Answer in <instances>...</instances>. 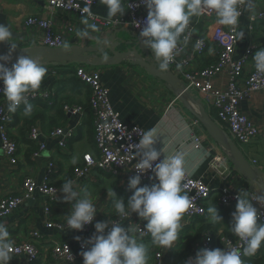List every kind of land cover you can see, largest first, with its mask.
<instances>
[{"label":"crops","instance_id":"crops-1","mask_svg":"<svg viewBox=\"0 0 264 264\" xmlns=\"http://www.w3.org/2000/svg\"><path fill=\"white\" fill-rule=\"evenodd\" d=\"M125 1L122 0L124 9ZM254 3L255 9L249 11L244 0L243 12L238 24L237 44L232 56L234 60L239 59L249 48L252 49V57L257 50L264 48V17L263 20L252 22L253 17L261 14L264 16V0H254ZM41 10L42 3L32 0H0V13L6 16L8 25L17 35L20 34L25 19ZM92 11L106 19L118 22L127 20L125 12L122 16L110 18L102 0L97 2ZM65 15L63 12L59 13L54 21L59 23L66 17ZM211 22H217L216 16L210 20ZM189 27L192 28L190 40L185 46V54L188 56L192 53L194 41L204 33V25L197 22L196 17L192 18ZM85 29L89 35L86 38L80 37L78 46L91 48L108 34H117L118 38L123 41H131L132 44L142 42L125 28L120 29L119 27L118 30L101 31ZM240 32H244L242 37L239 36ZM216 53V44L208 39L203 57L196 59L193 67L202 69L212 65ZM142 56L155 60L151 55V50L145 47ZM43 65L48 71L39 90L52 89L54 96L49 103L41 101L31 103L33 108L30 116H24L25 106L13 114V121L8 126V134L17 143L18 162L15 167H11L0 159V195L18 192L22 180L26 176L32 177L38 185L46 174L48 160H52L55 169L51 183L59 188V197L50 205L49 213H46L44 208L48 203L47 198L35 192L11 216L0 219V223L6 226L13 244L28 241L34 232L40 235V257L35 264H59L52 256L50 242L67 244L76 257V264H83L82 251L78 246V241L93 236L95 223L88 230L84 227L83 231L70 229L60 231L53 226H47V223L55 224L65 220V216L75 201L69 203L63 199L61 186L65 180L73 179V171L83 164L84 155L97 156L92 116L86 108L89 100V89L78 81L73 74L75 66H90L75 63L70 65ZM155 66L158 68L157 61H155ZM253 67H255L254 61L249 60L246 70ZM92 68L100 71V81L108 90L109 103L112 109L119 114L120 120L126 125L139 126L145 132L155 128L157 141L154 147L158 151H163L161 152V159L164 158V155L186 153L185 174L204 181L211 190V195L206 202V215L195 219L191 224H187L183 216L177 241L172 248L166 249L153 245L151 235L145 239L133 232L135 226L142 223L146 224L147 221L141 220L135 213L126 218H121L116 213L115 199L108 193L112 189L116 193V198L123 199L127 204L128 199L135 191L129 188V179L113 177L95 170L85 175L81 180L74 182L75 190L81 197L87 193L92 199L97 209L96 222L120 223L121 226L129 230V234L135 237L139 243L148 247L147 264H153L154 255L157 252L160 254V264H189L201 249L200 239L206 230H212L213 234H232L226 211L218 205L220 191L226 188L232 194H239L250 189V186L237 170L233 169L231 162L229 164L230 174L227 173L224 177L218 176L211 170L210 161L215 156L224 158L226 164L228 163L226 152L211 137V140L207 138L208 136L204 137L203 127L198 132L202 136V143L199 148H194L192 142L193 128L190 124L195 119L182 105H174L175 96L161 80L151 77L143 69L132 66L131 62L127 61L117 66ZM213 83L216 87H224L227 78L221 76L215 79ZM194 99L198 100L197 97ZM200 103L202 104V102ZM64 104L79 107L82 114H67L62 109ZM202 106L212 119L215 118L212 112L209 113L210 107L206 104H202ZM239 110L262 130L261 136L253 140L248 146L243 147L242 151L245 159L251 163L254 161L255 168L264 175V91L250 94L239 105ZM31 125H37L42 134L35 142L26 139L27 131ZM65 127L74 128L75 135L68 140L63 149H59V139L52 140L48 138V134L54 128ZM38 144L45 145V149L41 152L40 157H34L33 153L37 150ZM135 157L139 160L138 156ZM0 158L2 157L0 156ZM157 182L156 179L141 180L138 187H150ZM213 204H216L219 214L223 217L222 223L210 221L207 207ZM76 237H80V239L77 240ZM256 256H264V244L254 255V257ZM9 264H25V257L12 255Z\"/></svg>","mask_w":264,"mask_h":264},{"label":"built area","instance_id":"built-area-1","mask_svg":"<svg viewBox=\"0 0 264 264\" xmlns=\"http://www.w3.org/2000/svg\"><path fill=\"white\" fill-rule=\"evenodd\" d=\"M42 3V10L27 17L21 27L20 34L17 35L11 43L18 45L19 49L26 47H45L51 49H61L73 45H78L80 36L78 33L85 28L93 31L118 30L119 27L128 29L134 37L139 39V33L145 25L147 13L146 6L142 0H126L125 13L127 20L118 22L116 20L106 19L95 14L92 9L99 0H32ZM244 0H241V14L243 12ZM65 13L66 17L59 23L54 21L59 13ZM216 16L215 11L206 10L201 16L196 17V21L204 25V33L194 41L191 55L185 54V46L180 43L177 48V55L169 65L168 71L172 72L181 82L183 92L191 97H197L202 104H206L209 113H213L215 118L212 120L222 130H224L232 142L240 149L248 146L253 140L258 139L262 130L240 110L239 105L252 93L264 91V73H258L253 67L246 70L249 60H252V49H247L237 60L233 59V54L237 44L238 25L233 28L220 25L217 22L210 23V20ZM241 16V15H240ZM264 16L258 15L252 18V22L262 19ZM240 18V17H239ZM87 20V24L84 20ZM263 20V19H262ZM139 24V27L136 25ZM239 24V22H238ZM94 27H89V26ZM192 28L188 26L184 35L191 34ZM211 39L217 47L215 61L212 65L205 68H194L193 63L196 59L203 57L207 40ZM197 41H201L200 49L194 50ZM6 49L9 48L5 43ZM16 49V50H19ZM182 67L177 69L176 65ZM7 67L11 65L5 64ZM74 76L78 81L89 89L88 109L92 116L94 144L97 156L86 154L83 156V164L73 171L72 181L81 180L85 175L92 171L106 173L113 177H123L129 179L138 173L135 165L138 162L134 153V145L139 143L140 137L145 131L136 125H126L114 111L109 103L108 90L100 81V71L92 67L75 66ZM221 76L227 78L224 87H216L213 81ZM3 85L0 83V90ZM54 96L52 89L39 90L35 94H29V102H50ZM174 105H181L178 97L173 100ZM24 107L21 104L19 108ZM67 114L80 115L82 110L79 107L63 105L62 108ZM16 110V111H17ZM15 113V112H14ZM13 112H9L7 101L2 92H0V158L5 164L15 167L18 162V146L14 139L8 134V126L13 121ZM209 115V114H208ZM190 126L192 129V142L194 148H199L202 143V136L199 135L201 125L197 120H192ZM74 128H54L48 138L59 139L58 148L63 149L69 139L74 137ZM205 132V130H204ZM204 137L211 140L205 132ZM41 130L37 125L29 126L27 131V141L35 142L41 136ZM45 145L38 144L37 150L33 153L34 157H40L44 151ZM227 154V153H226ZM244 156V155H243ZM228 163L224 158L215 156L210 161V168L218 176L224 177L230 174V157L227 154ZM160 160H162L160 158ZM160 160L154 162L159 163ZM249 165L255 168V162L247 161ZM153 165V166H154ZM55 166L52 160H48L46 174L43 180L37 185L32 177L26 176L22 180L21 188L18 192L10 195H0V219L11 216L19 206L30 199L35 192L45 196L48 200L45 206V212L49 213V208L59 197V188L51 183L54 175ZM234 169V168H233ZM141 175V180L156 179L151 170ZM182 194H187L191 205L184 214L187 224H191L195 219L206 215V202L211 195L209 187L199 178H192L185 174L182 181ZM250 199L257 208L260 216L258 223H264V201L251 189L239 193ZM239 194H232L226 188L219 194L218 205L226 209L229 221L231 222L232 213L235 211L237 197ZM96 223V217L92 223L85 225V229H90ZM47 226H53L60 231L69 230L66 224V218L59 223L48 222ZM145 224L135 226L133 232L142 238H149L150 233L146 232ZM145 232H142L141 230ZM40 235L34 232L28 241L13 244V256H24L25 264H35L40 257ZM88 239L78 241L81 251H86L91 245L86 243ZM53 258L59 264H76V257L70 247L65 243L50 242ZM245 242L233 234L221 235L213 234L212 230H206L200 239V248L215 249L225 248L226 250L236 248L241 250ZM247 256H241L244 261ZM153 264H160V254L154 255ZM187 264V263H186Z\"/></svg>","mask_w":264,"mask_h":264},{"label":"clouds","instance_id":"clouds-1","mask_svg":"<svg viewBox=\"0 0 264 264\" xmlns=\"http://www.w3.org/2000/svg\"><path fill=\"white\" fill-rule=\"evenodd\" d=\"M110 18L122 16L125 12L122 0H102ZM147 8L145 25L139 33L143 46L151 50V55L158 62V70L167 72L170 63L175 59L180 43L187 46L190 40L186 32L193 17H199L206 10L215 11L217 23L235 28L241 15V0H142ZM247 10L255 9L254 0H245ZM87 24V20H84ZM139 27V24L136 25ZM94 27V26H89ZM89 32L85 29L78 36L86 38ZM244 32H240L242 37ZM12 32L8 26L0 24V43H7L8 55H0V61L7 62L11 54L19 49L11 43ZM201 41H197L194 50L200 49ZM211 52V49H209ZM258 73H264V48L257 50L252 58ZM177 69L182 66L176 65ZM47 68L36 58L20 55L11 67L0 63V90L7 101L9 112H15L23 104L24 116L32 114V104L29 94L39 91ZM157 141L156 129L147 130L140 137L139 143L134 145V156L139 160L135 165L138 173L143 174L151 170L157 183L138 187L141 184V175L130 177L128 186L134 189L125 204L123 199H117L111 189L109 195L115 199V211L121 218L135 213L141 220L147 221L145 229L150 233L152 244L170 249L178 239L181 220L191 205L187 194H182V181L185 176L186 153L165 156L160 160L161 151L154 145ZM160 160L159 163L154 162ZM154 165V166H153ZM63 199L71 203L68 214L65 216L67 227L70 230L83 231L85 225L92 223L97 209L85 193L82 197L74 187V181L65 180L61 186ZM210 221L222 223L223 217L219 214L216 204L207 207ZM259 212L253 202L240 194L237 197L235 211L232 213L230 231L244 241L241 250L232 248L200 249L189 264H243L241 256H254L264 244V223L259 222ZM95 233L86 243L91 245L82 251L83 264H147L148 247L139 243L129 234V230L120 223L99 221L94 225ZM141 230V229H140ZM145 232L144 230H141ZM6 226L0 223V264H9L12 259L13 242ZM77 240L80 237H76Z\"/></svg>","mask_w":264,"mask_h":264},{"label":"water","instance_id":"water-1","mask_svg":"<svg viewBox=\"0 0 264 264\" xmlns=\"http://www.w3.org/2000/svg\"><path fill=\"white\" fill-rule=\"evenodd\" d=\"M0 24L8 26L13 38L17 37L6 21V16L0 13ZM108 34L99 40L91 48L71 45L61 49L45 47H31L15 50L7 62L11 65L20 55H28L36 58L46 65H70L85 64L90 67H110L120 65L122 62H131L132 66L143 69L148 75L161 80L178 97L180 104L198 121L212 140L223 149L235 170L248 183L250 189L258 194L264 201V175L257 168L249 165L240 149L232 142L227 133L220 129L207 114L199 100L194 99L183 92L181 82L171 72H161L155 66V60L142 56L144 46L142 42L132 44L131 41H123L116 36ZM6 43V42H5ZM5 43H0V55H8Z\"/></svg>","mask_w":264,"mask_h":264},{"label":"trees","instance_id":"trees-1","mask_svg":"<svg viewBox=\"0 0 264 264\" xmlns=\"http://www.w3.org/2000/svg\"><path fill=\"white\" fill-rule=\"evenodd\" d=\"M86 108L88 109V103L86 105ZM89 111V109H88ZM90 112V111H89ZM226 211V214H227V210L224 209ZM227 219L229 220V217L227 215ZM230 222V221H229ZM231 223V222H230ZM244 264H264V256L262 257H252V258H247L245 261H244Z\"/></svg>","mask_w":264,"mask_h":264}]
</instances>
